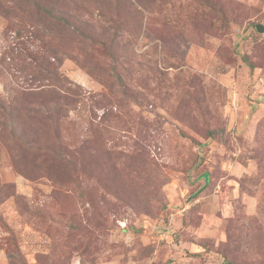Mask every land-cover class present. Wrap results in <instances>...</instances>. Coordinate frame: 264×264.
Returning <instances> with one entry per match:
<instances>
[{
  "label": "rangeland",
  "instance_id": "obj_1",
  "mask_svg": "<svg viewBox=\"0 0 264 264\" xmlns=\"http://www.w3.org/2000/svg\"><path fill=\"white\" fill-rule=\"evenodd\" d=\"M264 0H0V264H264Z\"/></svg>",
  "mask_w": 264,
  "mask_h": 264
},
{
  "label": "water",
  "instance_id": "obj_2",
  "mask_svg": "<svg viewBox=\"0 0 264 264\" xmlns=\"http://www.w3.org/2000/svg\"><path fill=\"white\" fill-rule=\"evenodd\" d=\"M259 29H262L264 31V26L262 27L261 25H259Z\"/></svg>",
  "mask_w": 264,
  "mask_h": 264
}]
</instances>
